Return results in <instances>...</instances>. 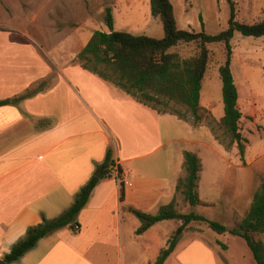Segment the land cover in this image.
I'll list each match as a JSON object with an SVG mask.
<instances>
[{
	"label": "crops",
	"instance_id": "crops-1",
	"mask_svg": "<svg viewBox=\"0 0 264 264\" xmlns=\"http://www.w3.org/2000/svg\"><path fill=\"white\" fill-rule=\"evenodd\" d=\"M29 37L0 20V100L24 94L54 74L42 91L0 107V259L43 216L63 214L89 179L102 172L112 149L125 178L124 200L116 178H102L78 215V232L57 229L11 264L153 263L179 226L176 219L164 220L136 234L141 222L133 210L157 214L173 200L180 208L177 187L186 173L185 152L201 158V179L202 148L222 157L223 146L212 132L211 141L183 136L178 123L184 120L139 102L77 61L58 65L57 71V57L51 59ZM252 134L263 141L259 132ZM244 136L247 165L227 164L219 197H200L196 206L219 204L230 215H246L264 180V149ZM127 216L134 218L132 228L126 227ZM158 225L166 227L161 238ZM201 229L181 237L165 264H258L242 237ZM259 238L264 242V233ZM144 239L154 246L146 245L152 251L142 262L134 255Z\"/></svg>",
	"mask_w": 264,
	"mask_h": 264
},
{
	"label": "trees",
	"instance_id": "trees-1",
	"mask_svg": "<svg viewBox=\"0 0 264 264\" xmlns=\"http://www.w3.org/2000/svg\"><path fill=\"white\" fill-rule=\"evenodd\" d=\"M228 3L231 7L229 26L224 31L213 35L204 30L197 32L180 29L177 25L172 1L151 0L152 15L159 19L164 26L165 36L163 38L135 35L116 30L112 8L108 7L105 21L110 31H95L87 44L79 51L75 61L79 62L86 70L114 84L159 113H169L198 126L209 116L207 108L201 104V92L210 61L208 44L224 43L226 60L219 69L224 115L220 119L211 115L209 126L216 139L227 149L237 145L241 160L245 162L248 140L243 135L241 127L243 112L239 107V90L232 70V39L237 31L245 36L264 37V19L255 23L241 22L237 20L235 1L228 0ZM181 43L198 44L197 54L183 57L178 51L172 50ZM47 85L48 80H44L24 94L0 100V107L16 105L21 100L42 91ZM184 156L186 173L180 178L177 191L182 192L186 202L196 206L201 203L197 188L202 162L195 152L186 151ZM113 166V152L112 149H109L105 161L100 165L103 176L100 178L93 175L63 214L53 219L43 216L41 223L31 226L11 251L3 259H0V264H11L18 261L33 249L40 239L57 229L68 227L73 232H78L81 228L78 220L80 211L88 203L94 188L101 179L112 177ZM118 169L120 174L122 172L120 165ZM124 190L125 183L123 182L121 183L122 200H124ZM133 211L143 222L137 229L138 234L144 233L154 224L164 220L182 221L180 230L192 222H201L207 224L218 234L229 233L242 237L247 242L256 262L264 264V242L259 238V234L264 233V181L259 185L246 215L232 228L219 221L211 220L203 214L182 213L178 210L176 200L162 206L157 214ZM180 239L181 234L175 233L167 246L160 251L157 259L150 264H165L175 251ZM218 243L223 248H227L220 240Z\"/></svg>",
	"mask_w": 264,
	"mask_h": 264
},
{
	"label": "rangeland",
	"instance_id": "rangeland-1",
	"mask_svg": "<svg viewBox=\"0 0 264 264\" xmlns=\"http://www.w3.org/2000/svg\"><path fill=\"white\" fill-rule=\"evenodd\" d=\"M171 1L175 7L177 25L180 29L197 32L204 30L208 34L216 35L229 26L231 7L228 0ZM234 1L237 20L244 23H255L264 19V0ZM108 7L112 8L116 30L154 38L165 36L162 22L152 15L151 0H0V20L4 24L24 31L41 50L45 51L47 56L52 57H50L51 59L57 57L58 71V65L65 66L68 62H76L77 54L95 31H110L105 21ZM232 45V70L239 90V107L243 112L242 132L251 137V143L258 146L257 149L262 150L264 149V37L245 36L237 31L232 39ZM208 48L210 61L201 92V104L208 110V119L195 126L194 129L184 121L178 124H180L179 129L183 136L211 141L210 117L212 115L220 119L224 115L219 69L226 60V48L224 43L208 44ZM172 50L178 51L183 57H191L197 54L198 44L181 43ZM53 76L54 74L51 75V79L49 78L48 85L53 82ZM256 131L260 133L263 141L256 140L257 136L252 134V132L257 133ZM183 145H190L189 148L194 146L187 143ZM221 145L223 146L222 157L210 152L207 148H202L205 168L201 179H199L200 190L198 193L204 200L219 197L227 164H238V167L241 168L248 162L246 152L245 162L241 160L237 145L229 149L224 144L221 143ZM248 154L251 156V152ZM225 192L223 190V194ZM179 200L180 208L178 210H184L185 213L203 214L230 228L240 222L241 217L236 214L230 215L222 205H210L206 208L188 206L182 192H179ZM222 200L225 201L223 198ZM138 218L136 219L138 220ZM133 219L126 217V227L134 226ZM139 221L141 222L139 227H141L143 222L140 218ZM174 222L179 226L176 233L181 234V237L189 232H201L202 227L208 228L205 223L192 222L180 230L182 221L175 220ZM163 226L165 225L157 227L160 238L165 234L166 227ZM209 230L211 231V229ZM178 231L181 232L178 233ZM136 234H138L137 230ZM148 244L153 248L154 242L146 239L141 240V245L136 247L134 256L142 262L146 255L151 253L149 251H152L147 249L146 245Z\"/></svg>",
	"mask_w": 264,
	"mask_h": 264
},
{
	"label": "built area",
	"instance_id": "built-area-1",
	"mask_svg": "<svg viewBox=\"0 0 264 264\" xmlns=\"http://www.w3.org/2000/svg\"><path fill=\"white\" fill-rule=\"evenodd\" d=\"M118 163L115 161L114 162V166L112 167L113 169V176L117 179V181L121 184V183H125V178L122 176V174H119V169H118Z\"/></svg>",
	"mask_w": 264,
	"mask_h": 264
},
{
	"label": "water",
	"instance_id": "water-1",
	"mask_svg": "<svg viewBox=\"0 0 264 264\" xmlns=\"http://www.w3.org/2000/svg\"><path fill=\"white\" fill-rule=\"evenodd\" d=\"M98 177H102V172H98L97 174H96ZM181 231H178V233H180Z\"/></svg>",
	"mask_w": 264,
	"mask_h": 264
}]
</instances>
